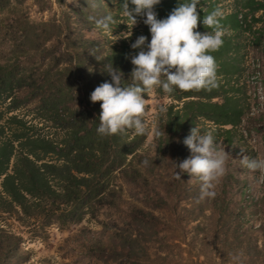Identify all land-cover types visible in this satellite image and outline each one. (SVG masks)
<instances>
[{"label":"rangeland","instance_id":"rangeland-1","mask_svg":"<svg viewBox=\"0 0 264 264\" xmlns=\"http://www.w3.org/2000/svg\"><path fill=\"white\" fill-rule=\"evenodd\" d=\"M80 1L10 0L8 6L0 9V62L8 58L14 60L17 56L33 72L45 69L41 60L44 55L39 52L43 49L48 59L55 42L47 40L43 34L44 21L53 25L59 23L63 28V20L65 24V17L69 16L68 23L75 29L74 32L71 30L74 36L79 32L83 38L95 39L105 51L110 46H119L125 39L123 36L129 31L132 35L143 20L136 16L137 23L129 28L132 21L124 9H120L121 0H89L90 4L85 6L100 8V13H108L113 22L107 29L88 28L82 26L75 15L82 6ZM204 1L199 0L200 6H204ZM217 1L222 12L230 10L232 0ZM24 26H31L42 34L34 41L36 52L28 43H23L21 30ZM117 37L119 39L114 41ZM126 40L129 41V37ZM63 48L59 45L60 52ZM239 55L241 71L236 75L235 86L239 88L243 112L240 122L230 135L222 134L221 126L203 119H197L193 126L200 129L201 134L211 132L218 148L229 154L226 175L214 189L215 198H201L202 182L195 176L184 172L176 179L175 172H180L177 165L192 155L183 143L191 129L182 139L175 136L173 147H166V106L173 101L154 88L144 94V140L136 154L128 156L131 163L128 167L140 170L137 177L133 178L132 173L127 176L117 173L111 181L114 185L109 188L117 191L115 197H107L108 202L101 206L89 207L79 222L45 223L52 214L49 211H42L35 218L25 217L22 213H15L13 217L0 214V227H3L0 238L14 234L13 240L17 242V256L11 255L8 263L1 257L0 264H120L127 260H137L141 264H263L264 250L258 254L253 251L255 246H262L264 238V229L260 225L264 220L263 211L256 204L264 194V173L250 171L242 165L241 159L244 155L264 159V90L261 86L264 50L246 39ZM36 105L37 100H28L20 108L5 112L0 123L10 114H17L28 126L40 128L37 132H53L50 123L38 119ZM5 106L2 104L3 109ZM10 126L6 128L5 138L11 137L13 127ZM156 131L162 135L160 139L155 135ZM177 141L181 145H177L179 148L175 146ZM146 160L147 164L144 163ZM12 165L13 158L9 170ZM133 207L148 212L153 226L151 235H142L140 245L134 244L141 249L137 253L140 258L137 255L129 257L122 248L123 238L130 231L136 232L131 223ZM134 256L137 257L134 259Z\"/></svg>","mask_w":264,"mask_h":264},{"label":"trees","instance_id":"trees-1","mask_svg":"<svg viewBox=\"0 0 264 264\" xmlns=\"http://www.w3.org/2000/svg\"><path fill=\"white\" fill-rule=\"evenodd\" d=\"M80 2L82 6L75 11V15L82 26L98 27L95 20L89 17L100 19L109 15L100 13L98 7L85 6L90 4L89 0ZM188 2L190 0H161L155 7L157 18H166L179 3ZM9 3L10 0H0V9ZM203 3L204 6H200L201 3L197 6L201 18L197 30L212 32L213 29L203 26L202 20L214 10H221V6L217 0ZM120 5V9H123V0ZM132 8L134 5L129 0V9ZM223 14L220 21L225 33L223 45L211 53L218 65L219 87L211 91L182 92L176 89L171 94L166 93L162 86L156 88L173 101L166 106L165 114L168 136L164 142L168 148L173 147L175 136L179 139L185 137L197 119L221 126V133L226 135H230L233 127L240 122L243 112L239 104V88L235 86L236 75L241 71L239 49L244 47V40L249 39L252 45L262 46L264 50V0H232L230 10ZM68 20L69 16L65 17L63 28L59 23L53 25L48 21L42 22L43 34L47 40L55 42L48 59L43 49L39 52L44 55L41 60L46 65L45 69L33 72L17 56L14 60L8 58L0 62V121L4 119L5 112L10 113L28 100L35 99L38 119L50 123L53 129L51 133L37 132L40 128L28 126L17 114H10L0 123V214L13 217L15 213H22L25 217L35 218L42 211H49L52 214L45 223L63 225L79 222L89 207L94 204L101 206L108 202L107 197H115L117 191L109 188L114 185L111 181L117 173L123 176L132 173L135 178L140 172L136 167H128L131 164L128 156L136 154L145 133L138 135L133 129H128L120 134L99 135L97 128L102 102H92L90 95L102 83H112L111 76L105 71L109 65L123 73V87L134 83L131 57L139 49H132L130 45L140 35L146 36V43L149 42V26L142 20L129 41L124 39L119 46H110L102 51L99 41L83 38L79 32L74 36L71 30L74 32L75 29L70 27ZM29 27L24 26L21 30L23 43H28L29 48L36 52L38 49L34 41L42 34ZM59 45L64 47L61 52ZM161 79L166 81L167 78ZM261 82L264 90V78ZM22 91L24 93L20 95ZM2 104L6 105L5 109ZM10 125L13 127L10 129L11 137L5 138L6 128ZM262 143L264 148V134ZM177 145H180L178 141L175 146L179 148ZM50 156H55L54 160L48 159ZM11 158L13 165L9 170ZM256 204L264 216V194ZM133 208L130 211L131 223L136 227V232L130 231L122 244L129 257L141 251L134 244L140 245L142 235L153 233L150 214L142 208ZM261 222V228L264 229V220ZM14 238V234L0 238V258L6 263L11 255L17 256ZM262 250L264 238L262 246H255L253 252L258 254ZM247 252L251 254L250 250ZM120 264L141 263L127 260Z\"/></svg>","mask_w":264,"mask_h":264},{"label":"clouds","instance_id":"clouds-1","mask_svg":"<svg viewBox=\"0 0 264 264\" xmlns=\"http://www.w3.org/2000/svg\"><path fill=\"white\" fill-rule=\"evenodd\" d=\"M160 3L161 0H131L134 8L129 9V0H123V9L132 21L129 28L137 23L136 16L144 17L143 23L149 26L151 39L146 43L147 37L140 35L130 45L132 49H139L131 57L134 66L131 72L134 83L131 86L123 87V73L109 65L105 71L111 76L112 83L104 82L91 93L92 102H102L97 128L101 136L120 134L128 129H133L138 135L144 134V93L148 90L162 86L166 93L171 94L176 89L182 92L211 91L219 87L218 65L211 53L223 45L225 33L220 24L223 12L216 9L208 14L202 24L213 31L202 33L197 30L201 22L197 8L199 0L179 3L164 19L157 18L155 7ZM89 19L105 29L113 22L110 15ZM130 36L131 31L123 37ZM117 39L119 37L114 41ZM161 77H166V81ZM155 135L158 137L160 132L156 131ZM183 143L192 155L177 165L180 172H175L176 179H180V173L184 172L195 176L202 182L201 198H215L214 189L226 175L229 154L218 148L211 132L201 134L196 127L190 130ZM241 163L250 171L264 173V159L244 155Z\"/></svg>","mask_w":264,"mask_h":264}]
</instances>
